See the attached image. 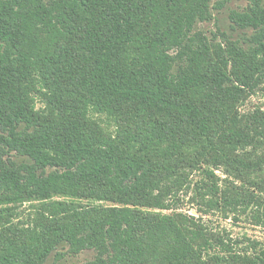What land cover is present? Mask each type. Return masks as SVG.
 <instances>
[{"label": "trees", "instance_id": "obj_1", "mask_svg": "<svg viewBox=\"0 0 264 264\" xmlns=\"http://www.w3.org/2000/svg\"><path fill=\"white\" fill-rule=\"evenodd\" d=\"M212 9L0 0V264L62 245L94 250L83 264H264L207 218L264 228V110L240 108L264 94V0L230 11L241 39L195 29Z\"/></svg>", "mask_w": 264, "mask_h": 264}, {"label": "rangeland", "instance_id": "obj_2", "mask_svg": "<svg viewBox=\"0 0 264 264\" xmlns=\"http://www.w3.org/2000/svg\"><path fill=\"white\" fill-rule=\"evenodd\" d=\"M213 9V18L208 21L198 22L196 24V30L203 31L206 35L212 37L211 35L216 34L219 36V33L225 34L231 39H241L243 37V31L237 29H232L229 14L231 10H241L246 6L248 0H211ZM245 34L249 33V30H245ZM39 106V103H37ZM260 107L264 110V94H261L260 91L255 94H251L245 103L240 106L242 111H247L249 109ZM104 126L110 129V125L105 118H101ZM16 160H21L20 157H16ZM218 174H221L218 172ZM191 193H182L180 195L179 202H176L174 207L177 210L182 211L187 214H191L194 216H200L199 206L195 203V201H191ZM59 198V197H55ZM80 202H87L84 200L75 199ZM102 205H114L110 202H96ZM30 204L25 203L22 205V217L23 220L26 218L27 214L30 212L31 208H29ZM163 213H168L169 211L163 210ZM209 220L212 221L213 226H219L221 228H225L231 235V237H236L239 234H246L252 238L257 239L261 246L264 247V228L251 225L241 217V220H235L230 215L228 218H223L220 214H210L207 216ZM58 252L61 255H56L55 252L51 253L42 264H83L84 262L90 260L94 256V250L84 249L76 254L68 252V247L66 245H62L59 247Z\"/></svg>", "mask_w": 264, "mask_h": 264}]
</instances>
